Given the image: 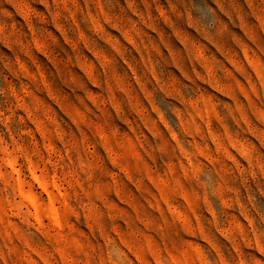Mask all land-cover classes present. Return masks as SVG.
I'll list each match as a JSON object with an SVG mask.
<instances>
[{
	"label": "rangeland",
	"instance_id": "obj_1",
	"mask_svg": "<svg viewBox=\"0 0 264 264\" xmlns=\"http://www.w3.org/2000/svg\"><path fill=\"white\" fill-rule=\"evenodd\" d=\"M0 264H264V0H0Z\"/></svg>",
	"mask_w": 264,
	"mask_h": 264
},
{
	"label": "bare ground",
	"instance_id": "obj_2",
	"mask_svg": "<svg viewBox=\"0 0 264 264\" xmlns=\"http://www.w3.org/2000/svg\"><path fill=\"white\" fill-rule=\"evenodd\" d=\"M33 179H34L35 183L37 184V186L41 190L44 191L45 190V185L40 180H38L37 178L33 177ZM19 193L21 194V197L25 198L28 202H30L32 205H34V201L31 199V197L29 195H26L22 190H20ZM53 215H54V217H56V213H55L54 210H53Z\"/></svg>",
	"mask_w": 264,
	"mask_h": 264
}]
</instances>
